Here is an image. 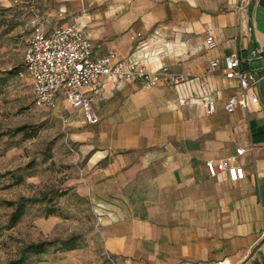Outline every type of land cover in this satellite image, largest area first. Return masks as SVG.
Returning a JSON list of instances; mask_svg holds the SVG:
<instances>
[{
    "label": "crops",
    "instance_id": "0c3cea01",
    "mask_svg": "<svg viewBox=\"0 0 264 264\" xmlns=\"http://www.w3.org/2000/svg\"><path fill=\"white\" fill-rule=\"evenodd\" d=\"M75 3L93 13L91 29L83 15L62 25H84L96 57L138 51L148 70L169 66L190 75L170 87L107 81L93 123L71 109L91 171L89 191L80 192L100 207L106 251L118 264H264V84L249 89V111L225 110L241 92L225 77L226 58L249 56L254 79L264 65V0L252 1L243 25L238 0ZM214 60L220 66L210 73ZM207 95L216 99L212 114ZM232 157L243 179L210 174L208 161Z\"/></svg>",
    "mask_w": 264,
    "mask_h": 264
},
{
    "label": "rangeland",
    "instance_id": "374dc122",
    "mask_svg": "<svg viewBox=\"0 0 264 264\" xmlns=\"http://www.w3.org/2000/svg\"><path fill=\"white\" fill-rule=\"evenodd\" d=\"M89 14L75 0H0V264L18 259L30 243L72 236L78 237V248L54 246L30 256L28 264H118L99 231V205L80 192L89 191L91 171L76 140L78 126L35 104L24 66L37 24L62 25L83 15L91 29ZM60 107L73 116L68 103ZM46 194L47 202L29 204L20 221L11 223L15 203Z\"/></svg>",
    "mask_w": 264,
    "mask_h": 264
},
{
    "label": "built area",
    "instance_id": "2783aa9c",
    "mask_svg": "<svg viewBox=\"0 0 264 264\" xmlns=\"http://www.w3.org/2000/svg\"><path fill=\"white\" fill-rule=\"evenodd\" d=\"M252 1L238 0L236 11L242 25L248 20ZM141 36L142 33H137L132 39ZM94 53L95 45L84 25H60L48 30L45 23L37 24L24 55L25 73L33 83L35 104L55 110L60 119L69 124L72 116L61 110L59 101L63 99L73 112L83 113L86 123H93V103L104 96L107 81L138 82L152 88L176 86L190 79L189 74L174 72L169 66L148 70L138 51L128 57H122L116 50L101 57H96ZM250 62L251 58L240 51L226 58L225 77L237 80L241 86L240 93L228 98L225 104L227 113H233L239 108L249 111V89L264 84V65L255 71L257 76L254 79ZM219 66L218 61H212L209 72H215ZM202 100L208 114L217 110L213 95L204 96ZM244 151L245 149L239 148L237 154L242 155ZM234 161L233 157L220 161L210 160L207 166L213 177L220 171H227L230 180L238 182L244 178L245 171L243 166ZM109 258L113 262L117 261L111 254Z\"/></svg>",
    "mask_w": 264,
    "mask_h": 264
},
{
    "label": "trees",
    "instance_id": "16d2710c",
    "mask_svg": "<svg viewBox=\"0 0 264 264\" xmlns=\"http://www.w3.org/2000/svg\"><path fill=\"white\" fill-rule=\"evenodd\" d=\"M47 202V194L44 197H33V198H23L17 203H15L14 211L11 214L10 221L12 224H15L20 221V219L25 215L27 207L29 204L36 203V202ZM50 214L56 212L55 209H50ZM79 239L78 237H70L66 240L61 242L57 241H42L36 243H30L25 246L18 259L12 260L9 264H28L29 258L32 255H40L45 253L49 248L58 246L60 250H74L79 247Z\"/></svg>",
    "mask_w": 264,
    "mask_h": 264
},
{
    "label": "water",
    "instance_id": "95a60500",
    "mask_svg": "<svg viewBox=\"0 0 264 264\" xmlns=\"http://www.w3.org/2000/svg\"><path fill=\"white\" fill-rule=\"evenodd\" d=\"M256 52H258V47L256 49ZM260 89H262V84L259 85ZM263 96V95H262Z\"/></svg>",
    "mask_w": 264,
    "mask_h": 264
}]
</instances>
